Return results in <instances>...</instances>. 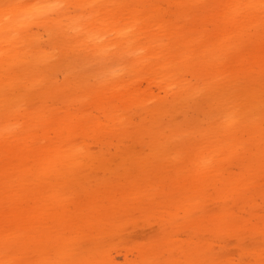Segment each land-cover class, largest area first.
<instances>
[{
    "label": "rangeland",
    "instance_id": "1",
    "mask_svg": "<svg viewBox=\"0 0 264 264\" xmlns=\"http://www.w3.org/2000/svg\"><path fill=\"white\" fill-rule=\"evenodd\" d=\"M123 6L132 13L118 14ZM215 23L195 0H0V134L11 124L38 147L23 169L0 161V173L21 178L3 185L6 203L21 192L60 206L37 228L0 223L3 259L264 264V58L249 64L234 39L211 35L208 60L189 38H208ZM247 33L239 40L253 45ZM176 42L194 47L191 61L184 53L164 67L174 53L160 51ZM52 143L69 148L52 153ZM71 149L88 167L50 175ZM16 231L20 242L3 234Z\"/></svg>",
    "mask_w": 264,
    "mask_h": 264
},
{
    "label": "bare ground",
    "instance_id": "2",
    "mask_svg": "<svg viewBox=\"0 0 264 264\" xmlns=\"http://www.w3.org/2000/svg\"><path fill=\"white\" fill-rule=\"evenodd\" d=\"M179 1L189 3L191 0H179ZM199 4L205 5L208 8H212L214 10L215 20L217 19L218 21L221 22V24L215 23L216 26H214L207 33L208 38L205 39L207 35H205L201 40L199 39V37L189 38V42H192V43L195 42V47L196 46L197 47L206 46L205 48H201L200 51L207 55L208 60L211 59V54H212L210 53V51H212V48H207L210 45V41H213L210 38L211 35H212V38H215V39L217 38L216 40L218 39L223 40L225 43H228L229 41H232L234 39L233 48L241 52L242 55L245 56L244 57L245 62L247 61V63L249 64L254 63L255 65L257 63H260L263 60L264 58V0H195V5H199ZM33 6H36V5H33ZM33 6L31 7L33 8ZM116 12L118 14H123V13L131 14L132 10L130 7L124 8L123 6L121 12L120 11H116ZM134 17L136 18L135 19L136 21L139 19L138 16H134ZM170 28H172L174 32L176 33L175 28L173 27H170ZM247 31H249V33H247ZM244 33H247V36L254 43L253 45H251V43H248V42L244 43L243 40L242 41L239 40V38L243 36ZM130 37H124L125 42L129 41ZM178 43L179 42H176L175 44L167 45L161 49L160 51L161 53H166V54L174 53L173 60H168L167 56H164V59L161 62L164 67L167 64H173L175 63V61L180 60L181 59L180 56H182V54L184 53L188 54L186 55L185 61L186 60L191 61V56L189 55V52L190 50H193L194 47L191 45L190 46L191 48L189 50L182 49L183 45H179ZM137 49L139 48H134V53H137L138 51ZM155 51L157 50L155 49ZM255 53H257V55ZM240 54H236L232 57L224 56L223 59L218 58L216 61L214 60L213 61L218 62L219 64L220 63L222 64L223 62L226 64L228 63V61L232 63H237L240 61V59H242ZM144 58L147 60L149 70H151L154 67V65L152 63H149L150 60L147 55L144 56L143 59ZM214 62H213V65H214ZM116 77H117V74L114 69L112 78L115 79ZM138 77H141V75H138ZM142 78L148 81V83L155 82V80H152L149 77L148 79L147 77H145V75H142ZM40 79L41 78H39V80ZM169 80H170L169 78L166 79V82H165L166 85L168 84ZM115 82H119V86L121 89L125 88L130 92L132 91L130 88L135 89V90L137 89V84L134 80H130V87L129 85H124V83H121L119 80H115ZM8 99L9 97L5 95V100L8 101ZM0 106H1V103H0ZM2 121H3V118L0 117V124L2 123ZM0 130H2V128ZM16 130L17 128L14 126H11L10 124L7 131L11 132V134L9 135L6 132H4V134L2 133L0 134V161H4L5 163L10 162L12 164H18L16 166L23 169V166H25L24 164L26 163V159L22 156V154L26 153L28 150L36 151L38 147L36 145L34 146L33 143L26 144L27 140L24 137H21ZM49 147L50 148H48V150L54 153L58 149L61 150L63 148H69V144L68 145L60 144L58 146L56 143H52L51 145H49ZM54 160L56 161V158H54ZM61 160L65 162V167L59 169L58 171L55 167L48 166L47 168H48L50 175H55L57 177H60L62 176V174H65V171L67 169H70V167H72L76 171L79 170L81 166L88 167V164L90 161V159H85L78 152L75 153V151L72 149L62 154ZM51 161H53V158L49 159V161H47L46 164L50 165ZM35 163H36V166L43 165L41 162H39L38 159L36 160ZM11 180H13L14 182H18L21 180V178L15 176V174L6 175L3 173H0V223L3 225V229L7 230L9 226L17 228V230H22V231L26 229L28 226L37 228L40 226V223L42 220L41 218H46L47 216L46 214L47 210H45V208H60V206L58 207V205H54L53 203L45 205L41 202L39 198H35V197L31 198L32 200L29 199L31 201L29 202L27 199H25L24 195L21 192L18 193V196H16L15 203L13 204V206H7L6 197L9 194V191H7L8 190L6 188L7 186L4 187L3 185H5V183L7 182L8 183L11 182ZM37 182H43V178H41L40 176H37ZM52 196H53L52 194L49 195L51 199H52ZM23 201H24V205L22 206L21 204L20 207H18L17 205ZM58 212L65 214L64 211L62 210ZM5 233L3 234L9 237L10 242H20L22 240L21 232L16 231L14 233H11V236H8V233L7 234ZM4 256H6L4 253L0 255V264H11L10 261L12 262V260L9 261V260L3 259Z\"/></svg>",
    "mask_w": 264,
    "mask_h": 264
}]
</instances>
